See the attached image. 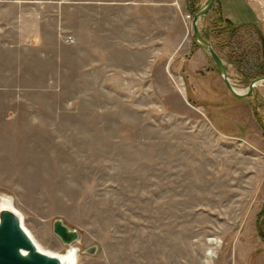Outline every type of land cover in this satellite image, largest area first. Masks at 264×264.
Returning a JSON list of instances; mask_svg holds the SVG:
<instances>
[{
	"label": "rangeland",
	"instance_id": "1",
	"mask_svg": "<svg viewBox=\"0 0 264 264\" xmlns=\"http://www.w3.org/2000/svg\"><path fill=\"white\" fill-rule=\"evenodd\" d=\"M208 1L187 0L186 41L148 71L138 56L102 63V10L45 51L0 39V200L44 249H77V264H264V82L229 91L193 36ZM227 12L216 0L199 28L244 92L264 76V0ZM238 220L257 225L251 256L212 230Z\"/></svg>",
	"mask_w": 264,
	"mask_h": 264
},
{
	"label": "crops",
	"instance_id": "2",
	"mask_svg": "<svg viewBox=\"0 0 264 264\" xmlns=\"http://www.w3.org/2000/svg\"><path fill=\"white\" fill-rule=\"evenodd\" d=\"M219 1L229 16H232L227 12L229 5L250 4V0ZM99 10H102V63L123 62L108 57L138 56L141 58L138 64L145 65L139 68L142 71H148L155 55L186 41L185 15L193 14L187 0H68L63 4L59 0H0V39L44 50L47 40L59 42L60 28L71 30L81 16L85 23L87 18H93L90 14L100 16ZM176 40L179 42L175 43ZM240 221L235 226L224 224L211 229L218 232L216 237L225 238L233 246L235 256L245 249L251 256L260 239L257 225L252 230Z\"/></svg>",
	"mask_w": 264,
	"mask_h": 264
},
{
	"label": "water",
	"instance_id": "3",
	"mask_svg": "<svg viewBox=\"0 0 264 264\" xmlns=\"http://www.w3.org/2000/svg\"><path fill=\"white\" fill-rule=\"evenodd\" d=\"M216 0H209L208 3L193 16L192 29L195 41L214 58L220 69L229 91L241 99L249 98L258 84L264 82V76L253 80L247 91H238L228 77V71L223 59L213 47L211 41L200 32L199 22L213 8ZM8 199L0 200V264H70L57 255L44 252L36 243L34 238L24 227V218L13 207L5 205ZM54 233L65 243L72 244L79 235L76 230L70 229L62 220L54 223Z\"/></svg>",
	"mask_w": 264,
	"mask_h": 264
},
{
	"label": "bare ground",
	"instance_id": "4",
	"mask_svg": "<svg viewBox=\"0 0 264 264\" xmlns=\"http://www.w3.org/2000/svg\"><path fill=\"white\" fill-rule=\"evenodd\" d=\"M12 202H7L5 205H8L10 207H13L15 210H17L13 204H11ZM18 211V210H17ZM19 212V211H18ZM20 213V212H19ZM21 214V213H20ZM22 215V214H21ZM23 217V216H22ZM24 225V223H23ZM25 227V225H24ZM26 228V227H25ZM26 230L30 233V235L33 237V234H31V232L26 228ZM34 238V237H33ZM35 240V238H34ZM36 241V240H35ZM37 245L44 251V252H47V253H50V254H53V255H57L58 257L62 258L63 260H66L68 261L70 264H77V259H78V251L77 249L75 250L74 248L73 249H70L67 253L65 254H58V253H54L52 251H49V250H46L44 249L37 241H36ZM207 255L209 257L212 256V252H209L207 253Z\"/></svg>",
	"mask_w": 264,
	"mask_h": 264
},
{
	"label": "built area",
	"instance_id": "5",
	"mask_svg": "<svg viewBox=\"0 0 264 264\" xmlns=\"http://www.w3.org/2000/svg\"><path fill=\"white\" fill-rule=\"evenodd\" d=\"M67 2H68V0H59L60 4L67 3ZM61 35L63 36L65 42H67V43L73 42L74 37L70 33L65 31V32L61 33Z\"/></svg>",
	"mask_w": 264,
	"mask_h": 264
}]
</instances>
